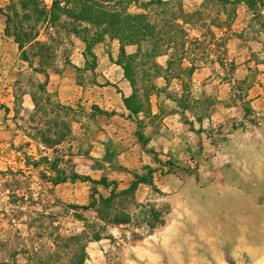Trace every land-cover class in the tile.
<instances>
[{
    "label": "rangeland",
    "instance_id": "1",
    "mask_svg": "<svg viewBox=\"0 0 264 264\" xmlns=\"http://www.w3.org/2000/svg\"><path fill=\"white\" fill-rule=\"evenodd\" d=\"M140 1L130 13H146L143 5L159 0ZM160 1L175 3L174 20H184L183 67L196 71L191 77L169 70L178 46L156 59L159 68L142 70L136 84L142 112L128 113L135 123L129 135L93 112L95 101L110 98L100 88L111 81L121 78L125 85H115L133 93L123 70L112 65L120 58L117 41L94 47L93 70L85 45L71 38L50 66L57 82L46 86L34 71L38 63L31 68L6 37L0 15V172H8L0 176V264H37L59 236L90 232L82 219L106 228L101 241L89 244L85 264H264V8ZM58 137L60 146L44 144L43 138ZM50 162L68 177L118 183L110 220L130 216V223L102 224L94 210L71 209L87 206L94 194L110 198L111 189L70 180L55 186L44 178L56 177ZM148 167L155 187L122 196Z\"/></svg>",
    "mask_w": 264,
    "mask_h": 264
},
{
    "label": "trees",
    "instance_id": "2",
    "mask_svg": "<svg viewBox=\"0 0 264 264\" xmlns=\"http://www.w3.org/2000/svg\"><path fill=\"white\" fill-rule=\"evenodd\" d=\"M5 5H0V15L6 18L5 35L12 39L18 46L23 61L33 68V63H38V68L34 69L37 74L46 77L45 85L48 84L50 66L55 59H62V50L64 45L71 38L78 39L85 47L83 57L88 64L87 57L94 61L93 70L96 69L97 57L93 49L97 44L104 42L107 38L117 41L120 46V58L116 62L124 73V78L131 84L133 93L130 97L123 95V102L127 110L138 115L142 112V107L138 104V91L136 84L142 70L150 66L153 71L159 68L156 59L168 55L172 46H178L175 49V57L168 62L170 71L176 70L179 73L186 72L193 76L196 67H183V62L187 60L189 49L186 48L184 39L179 35H185L183 29L184 20H174L178 12H173L175 3H164L163 1H151L143 5L146 13L132 14L129 12L131 4H141L140 0H6ZM227 10V6L245 4L249 10L255 12L264 8V0H219ZM181 7V6H180ZM155 8L161 9L155 11ZM181 9V8H180ZM181 12V10H180ZM182 16V15H181ZM184 18V17H182ZM175 23H174V21ZM225 21L223 24H227ZM128 47H136L134 54H129ZM60 52V53H59ZM37 60V61H36ZM65 64H70V56L67 53ZM219 64L225 67L223 61ZM261 64L264 65V62ZM77 70H80L76 68ZM231 72L235 71V65L231 64ZM108 86H111L109 84ZM119 94L122 92L117 88ZM35 102V99H33ZM37 107V106H36ZM60 108L65 109L62 105ZM9 113V109H5ZM102 115H109L96 106H93V112ZM251 108L245 109L246 116L252 114ZM49 128L54 123H49ZM138 140L142 143L144 149L147 148L145 136L141 131L137 132ZM44 144L55 147L64 142V138L58 137L55 141L44 139ZM50 168L55 173L54 178L44 177L53 185L65 184L71 182H89L95 187L101 186L106 190L111 189V197L93 195L91 202L87 206H71L73 210H94L102 224L111 221L109 210L112 203L120 195H117L118 183H110L104 178L100 181H94L89 177H81L74 174L68 177L60 171L57 162H50ZM40 163H34L33 166H39ZM146 176L136 175L129 189L120 194L128 195L134 193L139 186L147 185L155 187L153 182L154 171L148 167ZM8 172H0V176L5 177ZM95 192L97 190L95 189ZM40 216V215H39ZM86 225L84 231L80 234H74L70 237L59 236L55 249L46 255L37 257V264H85L88 259V247L92 241L99 242L103 239V232L106 230L104 225L88 224L86 220H81ZM131 221L130 216L114 217L111 221L115 225L128 224ZM37 222V220H36Z\"/></svg>",
    "mask_w": 264,
    "mask_h": 264
},
{
    "label": "crops",
    "instance_id": "3",
    "mask_svg": "<svg viewBox=\"0 0 264 264\" xmlns=\"http://www.w3.org/2000/svg\"><path fill=\"white\" fill-rule=\"evenodd\" d=\"M113 66H117L116 64H112ZM120 68V67H119ZM109 76L111 75H107V77L109 78ZM60 77V76H59ZM49 82L50 85L53 84V82H57L58 80V75H53L52 73H49ZM122 79L119 78L118 81L116 82H112L111 81V86H106L104 88H100V90L104 93V92H108L110 94V98H106L104 100H102V102L99 101H95L93 106L98 107L99 109H101L103 112L109 113V115H102L103 117H105L106 119H108V122L110 125H112V127L114 128L115 124H117L118 126L121 127V130L125 129L126 134L129 135L128 131L129 129H134V125L135 123L132 121V119H130L128 113H130L124 102H123V95L125 97H128L127 92L125 91L124 94H119L116 87L117 85L121 86V84L125 85V81H122ZM117 84V85H115ZM118 88V87H117ZM114 132L113 134H115L117 132V129H113ZM110 135H112V132H110ZM143 150L146 152V150L144 149V147H142ZM143 151V152H144ZM144 154V153H143ZM261 206V205H259ZM264 207V206H263Z\"/></svg>",
    "mask_w": 264,
    "mask_h": 264
}]
</instances>
